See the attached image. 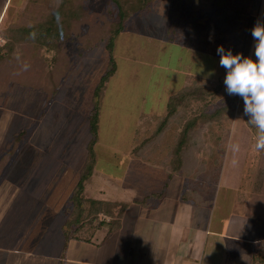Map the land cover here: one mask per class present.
<instances>
[{
    "label": "rangeland",
    "instance_id": "rangeland-1",
    "mask_svg": "<svg viewBox=\"0 0 264 264\" xmlns=\"http://www.w3.org/2000/svg\"><path fill=\"white\" fill-rule=\"evenodd\" d=\"M61 1L0 0V47L8 29L30 25L32 33L27 35L26 46L47 64L43 69L35 66L34 70L41 72V76L46 74L60 54L62 62L70 65L69 70L61 73L55 94L17 82L9 83L7 93L13 97L11 88L14 86L29 92L19 105L12 103L9 109L15 111L23 106L28 112L17 119L21 139L28 144V153L34 148L37 154L41 152L38 158L41 162L42 152L49 151L50 156L42 159L33 170L36 179L31 181L33 184L41 179L47 189V204L55 211L65 205L67 217L72 207L69 200L92 137L93 92L107 70L110 57L106 42L87 51L83 48L86 44L76 35L100 34L104 30L100 17L108 7L111 10L115 7L108 0H70L71 4L80 3L86 12L70 37L63 40L59 53L46 45L58 43L55 36L48 33L49 15L54 13L55 7H60ZM174 1L151 0L143 13H130L125 30L115 38L112 57L116 70L96 103V165L85 187L103 189L107 194L100 193L99 198L108 202L130 201L134 195L141 199L151 191L160 199L175 198L185 189L184 194L191 196L188 192L196 188L197 201L207 202L213 197L217 201V221L228 224L220 228L223 233L246 234L243 229L230 227L231 200L234 199L235 207L248 215L256 200L253 184L262 166L259 159L264 151L252 150L257 130L247 121L243 98L229 95L226 90L227 72L219 64L221 57L217 48L223 46L226 52L231 50L233 54L255 59L256 41L251 30L257 23L264 24V0H243L238 9H217L208 0L188 5L182 0L180 6H174ZM176 9L179 15L172 20L171 13ZM171 28L174 32L169 30ZM193 85L203 88L205 95L209 91L214 93L206 95L204 101L208 103L205 105L194 102L185 117L180 116L181 120H189L199 111L209 114L224 104L233 103L232 125L228 131L217 125L198 124L187 133L182 161L177 166L175 148L184 124H169L159 135H155L154 130L157 119L166 113L168 98L184 86ZM9 115L7 118L11 119L12 114ZM30 123L32 129L25 130ZM233 127L235 136H232ZM230 136L241 145L236 166H232V154L226 148ZM143 141L145 144L140 146ZM30 144H34L33 149ZM33 156L29 157L32 161ZM19 177L17 174L13 180ZM45 218L44 215L42 220ZM104 218L100 214L94 224ZM260 230L259 236H264V227Z\"/></svg>",
    "mask_w": 264,
    "mask_h": 264
},
{
    "label": "crops",
    "instance_id": "crops-1",
    "mask_svg": "<svg viewBox=\"0 0 264 264\" xmlns=\"http://www.w3.org/2000/svg\"><path fill=\"white\" fill-rule=\"evenodd\" d=\"M14 87V96L6 95L0 105V264H264V236H259L264 223L256 224L233 199L230 227L246 234L223 233L220 228L228 224L217 221L215 198L197 201L196 188L188 192L191 196L185 189L175 198H156L151 191L141 199L134 195L130 201L115 200L127 204L118 229L101 227L88 241L66 242V206L53 210L44 182L32 184L33 170L50 154L45 150L38 162L41 152L37 154L34 144L28 153L17 124L28 112L23 106L15 111L9 106L19 105L29 92ZM31 124L24 129L31 130ZM17 174L20 179L13 180ZM90 190L94 198L98 192L96 199L104 194L103 189Z\"/></svg>",
    "mask_w": 264,
    "mask_h": 264
},
{
    "label": "trees",
    "instance_id": "trees-1",
    "mask_svg": "<svg viewBox=\"0 0 264 264\" xmlns=\"http://www.w3.org/2000/svg\"><path fill=\"white\" fill-rule=\"evenodd\" d=\"M111 6L115 7V10L107 8L102 19L104 30L97 35L88 33L85 36L76 35L82 39L86 44H83L84 50L90 51L97 47L98 44L106 42V49L110 55L109 63L106 72L99 78L97 86L93 92V99L95 104L90 113V125H91V141L88 144L87 156L85 163L81 169V174L75 185L74 192L70 197L71 209L67 212V217L63 225V232L65 241L70 239L75 240H90L97 229L101 227L108 228V231L118 229L120 227V220L123 216L124 210L127 207L126 203L108 202L99 200L93 197L91 190L85 187V183L93 175V170L96 165V153L94 146L97 142V121H98V105L97 100L101 97L104 87L107 86L108 80L113 77L116 70V62L112 57L114 50V41L119 36L126 26L129 14L133 12L143 13L147 5L151 0H108ZM212 7L217 9L224 8H240L243 0H208ZM49 3V1H46ZM188 4L197 3L198 0H184ZM59 4L60 7L54 8V13L49 15V23L51 35L55 36L57 44L46 45V47L52 50H62L63 40H67L74 32L77 23L81 21V18L85 15L86 10L82 9L80 3L71 4L70 0H63ZM63 3V6H62ZM182 0L174 1V6H180ZM46 5V4H45ZM60 8V9H59ZM173 8L170 10V12ZM176 9L171 13V18L174 20L179 15V11ZM178 13V14H177ZM48 18V17H47ZM35 20L37 21L36 15ZM104 22V23H103ZM29 24V23H28ZM28 26L21 25L20 27H13L8 29L4 34L5 42L0 47V105L3 104L4 99L8 93V85L12 82H17L28 88L39 90L47 94H55L59 89L61 73L64 70H69V64L62 62L61 54L54 60L53 66L46 74L41 76V72H36L33 67L38 66L43 69L47 66L44 58L35 57L30 47L27 48L26 39L27 35L32 33V29ZM75 26V27H74ZM29 27V28H28ZM28 29V31H27ZM49 29V28H48ZM172 29V30H171ZM169 29L174 32V29ZM74 38V37H72ZM47 48V50H48ZM34 64V65H32ZM41 68L40 71L42 70ZM36 69V68H35ZM35 72V73H32ZM31 73V74H30ZM20 75V76H19ZM19 77V78H18ZM44 80V84H42ZM60 81V82H58ZM203 88L197 85L184 86L179 91L171 95L166 103V113L160 116L157 120L154 130L155 135H159L168 128L170 124H184L181 129V135L178 138L176 145V160L175 164L180 165V159H182L183 147L186 144L187 136L190 130L197 127L198 124L217 125L218 127L230 130L232 123V115L234 111V104H224L222 107L215 109L211 113H205L199 111L197 115H194L189 120H181V117H185V112L190 110L194 102H201L205 105L206 95L214 93L213 91L203 93ZM228 114V116H227ZM182 121V122H180ZM21 135V134H20ZM159 139V136L155 138ZM145 141L140 146L144 145ZM137 149V148H135ZM186 153H184L185 156ZM183 156V158H184ZM259 163L262 166L254 178V200L253 207H250L248 216L253 218L256 224L264 223V152L259 159ZM176 167L174 166V169ZM256 193V194H255ZM262 195L260 196V194ZM189 194V193H188ZM100 214L104 215V219L99 220L97 224L94 221ZM88 235V236H87Z\"/></svg>",
    "mask_w": 264,
    "mask_h": 264
},
{
    "label": "clouds",
    "instance_id": "clouds-1",
    "mask_svg": "<svg viewBox=\"0 0 264 264\" xmlns=\"http://www.w3.org/2000/svg\"><path fill=\"white\" fill-rule=\"evenodd\" d=\"M251 35L256 41L255 59L233 54L231 50L226 52L223 46L217 48V53L221 57L220 66L227 72L224 84L228 94L243 98L244 114L249 117L247 121L257 130L252 150L261 152L264 151V24L257 23ZM235 134L236 129L233 127L232 136ZM232 136L226 148L232 154V166H236L241 145L238 141L234 142Z\"/></svg>",
    "mask_w": 264,
    "mask_h": 264
}]
</instances>
